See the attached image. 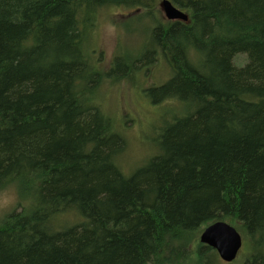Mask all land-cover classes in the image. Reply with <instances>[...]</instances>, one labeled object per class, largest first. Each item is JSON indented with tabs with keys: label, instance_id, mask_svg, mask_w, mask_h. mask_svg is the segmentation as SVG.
Masks as SVG:
<instances>
[{
	"label": "trees",
	"instance_id": "1",
	"mask_svg": "<svg viewBox=\"0 0 264 264\" xmlns=\"http://www.w3.org/2000/svg\"><path fill=\"white\" fill-rule=\"evenodd\" d=\"M171 1L187 24L161 22L159 0H0V187L17 192L0 264H223L198 243L215 222L245 238L240 264H264V0ZM107 7L147 23L148 59L137 44L122 71L98 67ZM157 58L171 76L154 104L193 110L154 126V153L126 174L98 92Z\"/></svg>",
	"mask_w": 264,
	"mask_h": 264
},
{
	"label": "rangeland",
	"instance_id": "2",
	"mask_svg": "<svg viewBox=\"0 0 264 264\" xmlns=\"http://www.w3.org/2000/svg\"><path fill=\"white\" fill-rule=\"evenodd\" d=\"M154 13L161 22H166L160 11L154 10ZM134 14L135 10L120 7H107L99 12L91 32L90 47L101 70L108 72L120 67L122 71L121 66H113L114 61L119 63L122 58L127 59L126 57L135 55L136 51L131 53L127 48L137 44L142 46L144 43V36L139 34L143 33L140 28L145 27L147 23L138 22L137 19L134 21ZM150 41L151 38L138 50L139 57H147L148 51L151 50L148 46ZM245 61L246 57L242 56L240 64L244 66ZM170 76L171 71L165 61L157 58L156 62L148 66H136L131 77L126 80L115 82L106 78L100 86L97 105L105 116L113 118L112 122L126 142L124 151L118 158L121 165L126 162L123 165L125 170L121 167L126 174L140 168L154 153L150 145L159 134L157 130H153L154 126L160 130L168 119L181 117L193 110L174 99H166L154 104L153 99L160 96L157 92H152V88L161 86ZM180 113L183 114L178 116ZM148 154L150 156H147ZM4 186L0 187V219L12 210L17 202L14 185ZM242 240L237 261L231 264H240L243 261L245 238L243 237Z\"/></svg>",
	"mask_w": 264,
	"mask_h": 264
},
{
	"label": "water",
	"instance_id": "3",
	"mask_svg": "<svg viewBox=\"0 0 264 264\" xmlns=\"http://www.w3.org/2000/svg\"><path fill=\"white\" fill-rule=\"evenodd\" d=\"M159 7L168 20L187 22V15L174 7L169 0H161ZM200 243L215 250L223 262L231 263L241 248L242 239L233 227L223 222H216L203 231L200 235Z\"/></svg>",
	"mask_w": 264,
	"mask_h": 264
},
{
	"label": "bare ground",
	"instance_id": "4",
	"mask_svg": "<svg viewBox=\"0 0 264 264\" xmlns=\"http://www.w3.org/2000/svg\"><path fill=\"white\" fill-rule=\"evenodd\" d=\"M87 40V39H86ZM128 59V58H127ZM124 60V59H123ZM128 67V66H127ZM127 73V72H126ZM125 74V73H124ZM128 74V73H127ZM167 110V109H166Z\"/></svg>",
	"mask_w": 264,
	"mask_h": 264
}]
</instances>
